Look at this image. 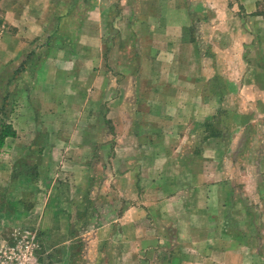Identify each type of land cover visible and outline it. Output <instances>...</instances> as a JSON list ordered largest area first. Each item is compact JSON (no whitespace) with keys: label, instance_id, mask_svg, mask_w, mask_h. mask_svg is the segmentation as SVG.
I'll list each match as a JSON object with an SVG mask.
<instances>
[{"label":"crops","instance_id":"obj_1","mask_svg":"<svg viewBox=\"0 0 264 264\" xmlns=\"http://www.w3.org/2000/svg\"><path fill=\"white\" fill-rule=\"evenodd\" d=\"M260 6L0 0V219L55 264H264Z\"/></svg>","mask_w":264,"mask_h":264},{"label":"rangeland","instance_id":"obj_2","mask_svg":"<svg viewBox=\"0 0 264 264\" xmlns=\"http://www.w3.org/2000/svg\"><path fill=\"white\" fill-rule=\"evenodd\" d=\"M257 11L264 12V0H262V6H260V8ZM227 19L229 21L227 26H230L232 21H231V19H229V17H227ZM256 32H259L258 23H256ZM223 60L226 61V65H230L231 62L229 60L224 59V58H223ZM258 61H260V60H258ZM235 63L238 64V60H236ZM245 64L246 63L243 61V65H245ZM223 70L225 71L226 69H223ZM230 76H232V74H230L229 72L223 73V79H224L223 83L224 84H230L231 83V80L229 79ZM241 76L242 75L239 74V77H241ZM252 77L254 80L261 78L259 76V74L252 75ZM14 93H15L14 95L16 96V92H14ZM11 98H16V97H13L11 94L8 95V97H7L8 119L9 120L12 118V116H14L13 113L17 109V104L15 101L16 99L11 100ZM8 99H9V101H8ZM7 231L9 233L4 235L5 233H3V232H7ZM0 234H1L0 235V262H2L1 260H3V254H4L1 251L2 249H5L6 247L11 248L13 246H16L20 242H24V243H27L29 245L33 244L35 246L34 255L38 259L39 264H55L51 260L50 253L48 254V252L46 251V248H45L46 244L44 246L42 236L39 234V231L37 228L25 227V226L21 225V223L16 222L12 219L2 218V219H0ZM151 254H152L151 252H148V253L145 252L144 253V255L145 256L147 255L148 258H150ZM4 255H6V254H4ZM87 255L88 254L86 252L85 256H87Z\"/></svg>","mask_w":264,"mask_h":264},{"label":"built area","instance_id":"obj_3","mask_svg":"<svg viewBox=\"0 0 264 264\" xmlns=\"http://www.w3.org/2000/svg\"><path fill=\"white\" fill-rule=\"evenodd\" d=\"M35 246L24 242L18 243L11 248L6 247L1 251L3 260L0 264H39L38 259L34 255Z\"/></svg>","mask_w":264,"mask_h":264},{"label":"trees","instance_id":"obj_4","mask_svg":"<svg viewBox=\"0 0 264 264\" xmlns=\"http://www.w3.org/2000/svg\"><path fill=\"white\" fill-rule=\"evenodd\" d=\"M7 98L4 106L0 109V147L4 145L7 137L15 136L16 130L8 119Z\"/></svg>","mask_w":264,"mask_h":264}]
</instances>
